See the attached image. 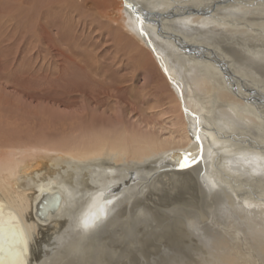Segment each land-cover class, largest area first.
<instances>
[{"label": "bare ground", "instance_id": "bare-ground-1", "mask_svg": "<svg viewBox=\"0 0 264 264\" xmlns=\"http://www.w3.org/2000/svg\"><path fill=\"white\" fill-rule=\"evenodd\" d=\"M12 1L6 0L5 11L24 3L33 8L27 0ZM87 1L41 0L38 37L62 60L47 65L49 73L40 78L50 88L73 72L82 79L80 85L74 81L70 94H85L89 84L96 90L86 97L95 106L120 99L133 112L130 123L139 132L124 127L89 130L70 140H51L55 125L49 120L44 125L38 108H23L25 98L33 105L43 97L33 90L20 93L29 82L25 75L14 71L11 86L0 81V264H162L175 246L202 242L198 237L203 228L214 224L219 230L218 220L209 217L210 207L221 205L234 216L229 205H243L238 197H246L251 204L246 199L244 205L257 210V238L264 245V175L259 171H264V156L257 155L258 150L264 154V0H118L117 7L113 0ZM55 2L66 18L60 38L72 42L68 49L72 56H82L79 60L53 47L48 28L59 24ZM125 93L133 95L126 98ZM252 167L259 178L250 175L247 168ZM118 182L124 185L111 205L113 213L95 232L85 234L77 226L81 210L91 197ZM44 187L60 191L63 202L49 222L39 223L33 204ZM199 205L206 207L198 221L194 208L200 210ZM157 213L169 215L177 228L156 222ZM208 217L210 223L203 224ZM201 238L208 239L207 234ZM221 245L212 242L208 247L216 251L213 264H232L237 253L216 249ZM199 255L196 264H212L210 254ZM259 256L255 250L244 252L252 264H264Z\"/></svg>", "mask_w": 264, "mask_h": 264}, {"label": "rangeland", "instance_id": "rangeland-1", "mask_svg": "<svg viewBox=\"0 0 264 264\" xmlns=\"http://www.w3.org/2000/svg\"><path fill=\"white\" fill-rule=\"evenodd\" d=\"M5 1V2H4ZM9 1V0H8ZM14 1V4L16 3V1L17 0H13ZM12 1V2H13ZM28 2H30V4L32 5V9L29 7V8H25V7H28V5L26 4V3H24V4H22V6L21 7H19V8H15V7H17V5H14V10L15 11H17V10H20V11H17V12H15L14 10V14H13V11L11 12V11H9L8 9V11L10 12L9 14L10 15H6V12H8V11H5V6H6V0H3V1H1L0 0V81H5V80H8V82H7V84L9 85V86H11V79H12V76H14V71H16L15 73L16 74H22L25 78H26V80L28 79V83H26V87H23V89L20 87L19 88V92L21 91V89H22V91L20 92V93H24V92H28L29 90L30 91H37V92H39V96H43V97H40L41 99H38L33 105H29L26 101L28 100V99H24V107L23 108H26V106H29V107H27V112L28 111H30V109L31 108H38L37 109V111L39 112V115H44L43 116V123H44V121L46 120V121H48L50 124V126H54L55 125V127H53V128H55V132H52V134L51 135H49L50 136V139L51 140H55V138H57L55 141H60V140H63V141H65V139L66 140H70V139H72L73 137H76V136H78V135H84V134H87V132L89 131V130H91V131H95V130H98V131H101V132H104V131H107V130H112V129H117L118 128V130H120V129H123V127L124 128H127V130H128V132H130V133H133L134 131H135V133L137 134L139 131H138V129H135L134 127L132 128V126H131V119H130V117H131V114L133 113V112H129L130 110L127 108V107H125V106H123L121 103H120V99H113V98H111V99H109L105 104H103V105H101V107H99V105L97 106H95L94 104H93V101H91L90 99H88L86 96H87V93L89 94V95H91V93L93 92V91H95L96 90V88L95 87H92V88H90L91 86H89V84H87L86 86L88 87V88H85L84 87V89H83V92L85 93V94H82V95H80L79 93L78 94H75V93H71L70 94V90L73 88V86L75 85V83H74V81L76 82V83H78L79 85H80V83H81V79L82 78H79L78 79V77L76 78V76H75V74L73 73V72H67L66 73V75H64V78H63V80L62 81H64L65 79V81H64V83L62 82V81H59V83L57 84V83H53V84H51L49 87L50 88H48V86L45 84H43V83H47L46 81H44L42 78H40L42 75L41 74H44V75H46V74H48L49 72V69L47 68V65H49L50 66V64L51 65H53V62H57V61H59V60H62V57H61V55H58V54H55V53H53L52 52V50L50 49V48H48V47H46V45H47V41H44V40H42V39H40L39 37H41L42 38V36H39L38 37V35L40 34L41 35V32H40V30L38 29L39 28V23L38 22H43V18H41V15H39L38 16V14L40 13V12H36V11H40L41 10V0L39 1V0H31V1H29V0H27ZM58 2H59V0H58ZM58 2H55V10L57 9L58 10V16H57V20H58V22L57 23H59L58 24V27L56 28V27H52V28H48V30H49V36L52 38V41L51 42H53L52 44H53V47L57 50L58 48H60V49H58V50H60V51H62V52H65L66 54H68V55H71V53H70V50L68 49L69 47H70V45H69V42H68V44H67V42L65 41V40H63V38L64 37H62V38H60V35H62L61 33H60V31H62L63 30V27H64V24H65V19L66 18H64V16H61V14H63V12H61V11H59V9L60 8H57V6H58ZM88 2V5H94L93 3L94 2H92V1H87ZM113 2H114V6L116 5V7L118 6V4H120L119 3V1L118 0H113ZM36 3H37V5H36ZM39 3V4H38ZM13 4V3H12ZM11 5V4H10ZM39 5H40V7H39ZM4 7V12H3V8ZM23 7H24V9H23ZM100 9H102V5L100 4ZM28 9H29V11H28ZM35 9V10H34ZM40 9V10H39ZM23 10V11H22ZM33 11V12H32ZM18 12L21 14V16L20 15H18ZM25 12V13H24ZM29 14H28V13ZM30 12H32L31 14H30ZM17 13V14H16ZM13 14V15H12ZM16 14V15H15ZM24 14H26L27 16H25ZM65 14V13H64ZM67 14V13H66ZM34 15V16H33ZM13 16V17H12ZM18 16V17H17ZM19 16H20V18L21 17H23V16H25V17H23V18H19ZM33 16V17H32ZM37 16V17H36ZM15 17H17L18 19H16ZM32 17V18H31ZM26 18H27V20H26ZM30 18V19H29ZM40 18V19H39ZM21 20V22L22 23H20V20ZM23 19V20H22ZM36 19H38V21L36 20ZM42 19V20H41ZM19 20V21H18ZM33 22H32V21ZM6 21V22H5ZM16 21H17V23H16ZM30 23H29V22ZM32 22V23H31ZM3 25H2V24ZM33 23H36L35 25L37 26L36 28H34V25H33ZM22 24H24V25H21ZM28 24L30 25V27L28 26ZM4 25H5V28H4ZM27 25V26H26ZM10 27V28H9ZM28 27H29V29H28ZM24 28V29H23ZM55 28V29H54ZM31 29V30H30ZM35 31H33V30ZM37 30V31H36ZM58 32H57V31ZM7 32V33H6ZM20 32V33H19ZM27 32V33H26ZM50 32H51V34H50ZM56 32V33H55ZM31 33V34H30ZM39 33V34H38ZM53 33V34H52ZM35 34V35H34ZM25 35V36H24ZM57 37H56V36ZM6 36V37H5ZM34 36V37H33ZM53 36L55 37V38H53ZM15 38V39H13V38ZM33 37V38H32ZM5 38V39H4ZM22 38V39H21ZM25 38V39H24ZM3 39V40H2ZM54 39H55V42H54ZM42 40V41H41ZM40 41V42H39ZM57 41H58V43H57ZM36 42H38V43H40V44H37ZM42 42V43H41ZM60 43V44H59ZM70 43H72V42H70ZM31 44V45H30ZM55 44H57L56 45V47L54 46ZM104 44H110V43H104ZM61 46L62 45V47H59V46ZM72 45V44H71ZM41 46H42V48H41ZM19 47V48H18ZM38 47H40V48H38ZM16 49V50H15ZM41 49V50H40ZM38 52H37V51ZM47 53V56H45L46 54L45 53ZM72 52V51H71ZM44 53V54H43ZM32 55V56H31ZM31 56V57H30ZM49 56V57H48ZM72 56V55H71ZM44 57H45V59H46V61H45V59H44ZM50 57H51V59H50ZM53 57V58H52ZM56 57H57V59H56ZM75 57V59L76 60H79V58H82V56L81 57H76L75 55H73L72 56V58H74ZM8 58V59H7ZM13 58V59H12ZM48 58V59H47ZM36 60V61H33V60ZM56 59V60H55ZM29 60V61H28ZM55 60V61H54ZM3 61V62H2ZM6 61V62H5ZM23 61H25L24 63H25V65H23L24 63H23ZM38 61V62H37ZM14 62V63H13ZM13 63V64H12ZM21 63V64H20ZM23 63V64H22ZM27 63V64H26ZM30 63V64H29ZM33 63V65H31ZM36 64V66H35V64ZM46 63V64H45ZM48 63V64H47ZM31 65V66H30ZM42 65H43V67H42ZM39 66H41V67H39ZM48 66V67H49ZM29 69H28V68ZM32 67V68H31ZM35 67V68H34ZM37 68L39 69L38 71H36L37 70ZM235 69H236V72L237 71H243L242 69H240L239 67H234ZM25 69H27V71L25 70ZM34 69V70H33ZM46 69H48V70H46ZM23 70H25L26 72L24 73V71ZM29 71H30V73H29ZM34 71V72H33ZM41 71V73H39ZM44 71V72H43ZM245 71V70H244ZM239 73V72H238ZM246 73H248V72H246ZM28 74H29V77H28ZM37 74V75H36ZM38 74H40V76L38 75ZM69 74H71V75H69ZM72 74H73V76H72ZM241 74H243V73H241ZM250 74V73H249ZM255 74V73H254ZM27 76V77H26ZM32 76V77H31ZM33 76H34V78H33ZM10 77V78H9ZM36 77V78H35ZM251 77V76H250ZM33 78V79H32ZM38 78V79H37ZM254 79L256 78L257 80H258V76L256 75V76H254L253 77ZM30 79V80H29ZM41 79V80H40ZM71 79H73V80H71ZM10 80V81H9ZM71 80V81H70ZM259 80H260V78H259ZM41 81V82H40ZM43 81V82H42ZM70 83H69V82ZM262 81V80H261ZM264 82V81H263ZM65 84V85H64ZM68 84V85H67ZM67 85V86H66ZM52 86H54L53 88H52ZM72 86V87H71ZM75 87V86H74ZM63 88V89H62ZM87 89H88V91H87ZM92 91H91V90ZM53 91V92H52ZM55 93V94H54ZM56 93H57V95H56ZM127 95H129V97H127ZM132 95H133V93H125L123 96H126V98H131L132 97ZM45 96H46V99H45ZM54 96V97H53ZM57 96H59V97H57ZM61 96V97H60ZM131 96V97H130ZM66 97V98H65ZM72 97H75V98H72ZM80 97V98H79ZM59 98V99H58ZM74 100L73 102H72V100ZM81 99V102H80V100L79 99ZM54 99V100H53ZM57 99V100H56ZM63 99H65V100H63ZM79 101H78V100ZM23 100V99H22ZM39 100H41V101H39ZM60 100H61V102L63 101V103H65L66 105H67V107H64V105L62 104L61 105V103H60ZM71 102H70V101ZM48 101V102H47ZM66 101H68V102H66ZM59 102V103H58ZM70 102V103H69ZM75 102V103H74ZM78 102H80V103H78ZM46 103V104H45ZM47 103H48V106H47ZM83 103V104H82ZM41 104L43 105L42 107H41ZM69 104V105H68ZM71 104V105H70ZM83 105V106H82ZM32 106V107H31ZM40 106V107H39ZM56 106V107H55ZM46 107V108H45ZM63 107V108H62ZM93 107H96L97 108V110H96V108L94 109ZM45 108V109H44ZM55 108V109H54ZM42 109V110H41ZM45 111H44V110ZM48 109V110H47ZM50 109V110H49ZM60 109V110H59ZM90 111H89V110ZM53 110V111H52ZM64 110L66 111L65 113H64ZM70 110V111H69ZM77 110V111H76ZM80 110H83V111H80ZM88 110V111H87ZM95 110H96V112H95ZM126 110V111H125ZM127 110H128V112H127ZM158 111V109H154L153 111ZM53 113H52V112ZM72 111L74 112V113H72ZM80 111V112H79ZM87 111V112H86ZM27 112H24V114L26 115L27 114ZM44 114H43V113ZM61 112H62V115L60 116V118H63V119H60V118H58L56 115H60L61 114ZM68 112L69 113H71V115L70 114H68ZM79 112V113H78ZM83 112V113H82ZM101 112V113H100ZM148 112V111H147ZM47 114V116H46V114ZM58 113V114H57ZM67 113V115H65ZM49 114V115H48ZM54 116H53V115ZM64 114V115H63ZM125 114V115H124ZM69 115H70V117H69ZM129 115V116H128ZM45 116H46V118H45ZM52 116H53V118H52ZM64 116V117H63ZM67 118H66V117ZM72 116V117H71ZM84 116H86V117H84ZM42 117V116H41ZM50 117V118H49ZM74 117V118H73ZM79 117V118H78ZM51 118H52V120H54V121H52L51 120ZM69 118V119H68ZM78 119H81V120H78ZM65 120H67V121H69V122H71V123H73V124H71V123H69L68 122V124H66L67 123V121H65ZM75 120V121H74ZM103 120V121H102ZM105 120V121H104ZM46 121H45V123H44V125L46 124ZM59 121V122H58ZM64 121V122H63ZM85 121H87V122H85ZM77 122V123H76ZM93 122V123H92ZM76 123V124H75ZM81 123V124H80ZM100 123V124H99ZM58 126H57V125ZM88 124V125H87ZM93 124V125H92ZM95 124V125H94ZM98 124V125H97ZM65 125V126H64ZM67 125H68V127H67ZM71 125V126H70ZM77 127H76V126ZM93 127H92V126ZM56 126H57V128H56ZM60 126V127H59ZM64 126V127H63ZM70 126V127H69ZM83 126V127H82ZM85 126V127H84ZM91 126V127H90ZM95 126L97 127V128H95ZM130 126V127H129ZM67 127V128H66ZM72 127H75V128H72ZM78 127H80L79 129H78ZM65 128V129H64ZM69 128V129H68ZM59 129V130H58ZM65 130V131H62V130ZM73 129H75V130H73ZM87 131H86V130ZM46 130V128H44V129H42L41 131L43 132V133H45L44 131ZM73 130V131H72ZM82 130H84V131H82ZM132 130V131H131ZM86 131V132H85ZM58 132H59V134H58ZM65 132V133H64ZM67 132V133H66ZM100 132V133H101ZM38 134H39V132H37ZM55 133V134H54ZM46 134H48V133H45V135ZM61 134H62V136H61ZM70 135V136H69ZM74 135V136H73ZM39 136V135H38ZM46 136H48V135H46ZM48 136V137H49ZM54 136V137H53ZM65 136V137H64ZM39 138L41 139V134H40V136H39ZM39 138H38V141H39ZM68 138V139H67ZM244 151H246L245 149H244ZM259 152H258V154L257 155H259V156H264V154L260 151V150H258ZM256 153H257V151H256ZM256 158H258V157H256ZM249 171H250V175L252 176V177H258L259 178V175L258 174H263L264 175V171L262 172V170L259 168V171H260V173H257L254 169H253V167L252 168H247ZM254 172V173H253ZM254 175H256V176H254ZM241 198V199H240ZM247 198L246 197H238V201H243V205H236L235 207H234V205L232 206V205H229V206H231V209H232V211H233V215L234 216H230L229 214H228V212H226V210L224 209L223 210V208L221 209L220 207H221V205H217L216 207H215V205H214V207H213V205L210 207L211 208V211H210V213H209V217H213V218H215V219H217L218 221H217V223H220L221 224V228H219V230H217V228H214V224L212 225L211 224V227H210V229L209 230H206L205 228H203V231L200 233L201 235H203V234H207V238L208 239H203V238H201V235L199 234V237L198 236H196V237H198V238H200V241H202V242H192V244H189V245H191V246H189L190 248H188V247H183V246H181V244H179V245H177V246H175V248H173V249H171V250H169L168 251V254L170 255L169 257L170 258H165V260H163V262H162V264H169L170 262H172V263H170V264H196V262H198V257H197V254L199 255V254H201V255H209V258H210V260H213L214 259V255L216 254L215 252L216 251H214V250H212V249H210V248H208L209 246H211V244H212V242H213V246L214 245H221V244H223L224 245V240H227L228 239V241H226L227 243H229V244H227V243H225V245L227 246H223V245H221V246H216L217 248L216 249H221V250H227V248H228V251L230 250L231 251V253L232 254H236V255H234L235 257H233L234 259H233V261H232V264H252V262H249V260L247 261V260H245L244 259V252H249V251H257L258 252V256L259 257H263V259H264V245H262V243H261V240H260V238H257L258 236H257V233H260V231H257L258 230V227L257 226H259V220L256 218V217H259L258 215V212H257V210L255 211L254 209H252L253 208V205H244V200H246ZM233 200V202H235V203H237L236 201H234V198L232 199ZM245 203H247V204H249L250 202L248 201V199L245 201ZM251 204V203H250ZM184 206H186V208L187 209H190V208H192L193 206H195V205H184ZM248 206V207H247ZM205 205H199V208H200V210H198L197 208H194V209H196L195 211H199V213H197V216H195L194 217V219L195 218H197L198 219V221L199 220H201L199 217H201V216H203L204 215V210H205ZM234 207V208H233ZM241 207V208H240ZM247 207V210L246 211H244L245 210V208ZM250 207V208H249ZM207 209V208H206ZM249 209V210H248ZM208 210V209H207ZM254 210V211H253ZM250 213H249V212ZM213 212V213H212ZM235 213V214H234ZM247 213H249V214H247ZM214 214V215H213ZM216 215H218V216H216ZM240 215V216H239ZM242 215V216H241ZM156 217V218H155ZM209 217L207 218V219H205L202 223L203 224H206V223H208L209 222ZM218 217V218H217ZM253 217V219H250V218H252ZM154 220H156V222H158V223H162L161 225H164V226H168V227H170V228H174V227H176L177 228V224L176 223H174V220H171V219H173V218H171V217H169V215L168 216H166V214L165 215H160V214H158L157 213V215H154ZM229 218V219H228ZM239 218V219H238ZM255 218V219H254ZM233 219V220H232ZM247 219V220H246ZM193 219L191 218V221H192ZM208 220V221H207ZM252 220V221H251ZM254 220V221H253ZM229 221V222H228ZM239 221V222H238ZM242 221H244V222H242ZM246 221H248V222H246ZM246 222V223H245ZM185 223V222H184ZM210 223V222H209ZM228 223V224H227ZM235 223V225H233ZM238 223V224H237ZM250 223H252V224H250ZM253 223H255V224H257V225H255V224H253ZM187 224H188V222H187ZM194 224V223H193ZM224 224V225H223ZM191 225H192V222H191ZM217 225V224H216ZM228 225H230V228H229V226ZM238 225H239V227H238ZM252 225L254 226L255 225V227H252ZM189 226V225H188ZM226 226V227H225ZM233 226H235L236 227V229L235 230H237V231H235L236 233H234V232H230V230L229 229H231V230H234V228L235 227H233ZM241 226H242V228H241ZM216 227V226H215ZM229 229H228V228ZM232 227V228H231ZM249 227V228H248ZM212 229V230H211ZM227 229V230H226ZM221 230V231H220ZM228 230H229V232L232 234V235H230V233L228 232ZM244 230H246V231H244ZM214 231V232H213ZM247 231H250V233L249 232H247ZM209 233V234H208ZM212 233V234H211ZM215 235H214V234ZM221 233V234H220ZM234 233V234H233ZM240 233H242V234H240ZM254 235H253V234ZM224 235V234H229L231 237L229 238V237H227V238H224V240H222V241H220V240H218V239H216L217 237L219 238V236H217V235ZM242 236H240V235ZM252 234V235H251ZM210 235V236H209ZM228 235V236H229ZM209 236V237H208ZM247 236L249 237V238H247ZM255 236V237H254ZM241 237V242H240V240L238 239V238H240ZM246 237V238H245ZM254 237V238H253ZM211 238H213V239H215V241H217V242H215L213 239H211ZM252 238V239H251ZM193 239V238H192ZM250 239V240H249ZM254 239V240H253ZM189 241L191 240V239H188ZM199 240V239H198ZM213 240V241H212ZM194 241H195V239H194ZM242 241H243V243H242ZM246 241L247 242H249V243H246ZM255 241V242H254ZM257 241H260V243H258ZM183 242L185 243V242H187V243H189L187 240H184V238H183ZM207 242H210L211 244H209V245H207ZM245 242V243H244ZM252 242H254V244L252 243ZM186 243V244H187ZM199 243V244H198ZM215 243V244H214ZM252 243V244H251ZM194 244L196 245L195 247H193L194 246ZM233 244V245H232ZM244 244V245H243ZM249 244H251V245H249ZM200 247V251L198 250V246ZM228 245H229V247H228ZM238 245H240V246H238ZM242 245H243V247H242ZM247 245V246H246ZM172 246V245H171ZM223 246V247H222ZM235 246V247H234ZM244 246H246V247H244ZM252 246L254 247V249L252 248ZM174 247V246H173ZM233 247V248H232ZM248 247L250 248V249H248ZM262 247V248H261ZM167 248H169V246L167 247ZM231 248L233 249V250H231ZM240 248H242V249H240ZM246 248V249H245ZM256 248V249H255ZM184 249V250H183ZM195 249V250H194ZM208 249V250H207ZM243 249H245V250H243ZM252 249V250H251ZM197 250V251H196ZM260 250H261V252H260ZM197 252V254L195 253V252ZM206 251H209L208 253L206 252ZM214 251V253H211V252H213ZM202 252H204V253H202ZM224 252H226V251H224ZM229 253V252H228ZM260 253V254H259ZM176 254H179V255H177L176 256ZM173 257V258H172ZM199 257H200V255H199ZM206 257H208V256H206ZM213 257V258H212ZM176 259V260H175ZM178 259V260H177ZM217 261V260H216ZM215 261V259L213 260V261H211L212 262V264L214 263V262H216ZM236 262V263H235ZM201 264H205V262H201ZM207 264V263H206ZM209 264H211V263H209Z\"/></svg>", "mask_w": 264, "mask_h": 264}, {"label": "water", "instance_id": "water-1", "mask_svg": "<svg viewBox=\"0 0 264 264\" xmlns=\"http://www.w3.org/2000/svg\"><path fill=\"white\" fill-rule=\"evenodd\" d=\"M123 182H118L114 185L107 186L105 190L98 193V195L93 196L83 208L77 219L78 228H84L87 233L95 232V230L103 223H105L106 218L113 213L111 205H114L118 193L123 190ZM127 183V182H125ZM115 201V202H114ZM63 197L60 191L50 190L47 187L41 188L37 200L34 202L33 215L39 223H47L50 218L54 216L60 207L62 206ZM103 209V211H101ZM95 214L98 219L89 228L84 227V221L86 218L91 219ZM83 234V238H84Z\"/></svg>", "mask_w": 264, "mask_h": 264}, {"label": "snow or ice", "instance_id": "snow-or-ice-1", "mask_svg": "<svg viewBox=\"0 0 264 264\" xmlns=\"http://www.w3.org/2000/svg\"><path fill=\"white\" fill-rule=\"evenodd\" d=\"M128 6V5H126ZM198 139V137H197ZM188 163L187 159L185 160V165ZM101 211H103V209H101ZM98 219V217L95 216V214H93V216L91 217V219L86 218L84 221V227L85 228H89L91 226H93V224L96 222V220Z\"/></svg>", "mask_w": 264, "mask_h": 264}]
</instances>
